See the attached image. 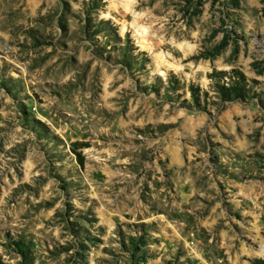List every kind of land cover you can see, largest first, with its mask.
<instances>
[{
    "label": "rangeland",
    "instance_id": "obj_1",
    "mask_svg": "<svg viewBox=\"0 0 264 264\" xmlns=\"http://www.w3.org/2000/svg\"><path fill=\"white\" fill-rule=\"evenodd\" d=\"M262 262L264 0H0V264Z\"/></svg>",
    "mask_w": 264,
    "mask_h": 264
},
{
    "label": "trees",
    "instance_id": "obj_2",
    "mask_svg": "<svg viewBox=\"0 0 264 264\" xmlns=\"http://www.w3.org/2000/svg\"><path fill=\"white\" fill-rule=\"evenodd\" d=\"M231 73L232 75H235L238 80L237 82L232 83V85L227 90H224L223 88H221V90H218V92L221 94V99L223 101L242 99L245 96V85L241 84V83H245L244 75L236 70H233ZM189 91L191 96L195 99L196 98L194 95L195 89L192 86H190ZM82 147H86V146L81 142H74L71 144V152L75 156L79 166L83 165L84 160L81 152L77 151V148H82ZM262 264H264V262H262Z\"/></svg>",
    "mask_w": 264,
    "mask_h": 264
}]
</instances>
